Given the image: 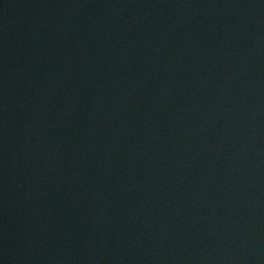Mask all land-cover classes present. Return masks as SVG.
<instances>
[{"label":"water","instance_id":"obj_1","mask_svg":"<svg viewBox=\"0 0 264 264\" xmlns=\"http://www.w3.org/2000/svg\"><path fill=\"white\" fill-rule=\"evenodd\" d=\"M0 264H264V0H0Z\"/></svg>","mask_w":264,"mask_h":264}]
</instances>
